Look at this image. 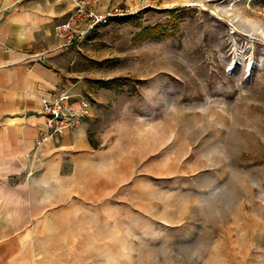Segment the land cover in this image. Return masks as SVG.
Instances as JSON below:
<instances>
[{
  "label": "rangeland",
  "instance_id": "1",
  "mask_svg": "<svg viewBox=\"0 0 264 264\" xmlns=\"http://www.w3.org/2000/svg\"><path fill=\"white\" fill-rule=\"evenodd\" d=\"M89 6L117 14L67 47L95 151L34 169L7 264H264V0Z\"/></svg>",
  "mask_w": 264,
  "mask_h": 264
},
{
  "label": "crops",
  "instance_id": "2",
  "mask_svg": "<svg viewBox=\"0 0 264 264\" xmlns=\"http://www.w3.org/2000/svg\"><path fill=\"white\" fill-rule=\"evenodd\" d=\"M72 9L73 0H0V264L9 259L1 247L26 226L19 195L38 176L34 169L54 166L50 174H58L65 162L95 151L91 119L38 146L47 132L45 103L62 88L78 93L82 84L57 35Z\"/></svg>",
  "mask_w": 264,
  "mask_h": 264
},
{
  "label": "built area",
  "instance_id": "3",
  "mask_svg": "<svg viewBox=\"0 0 264 264\" xmlns=\"http://www.w3.org/2000/svg\"><path fill=\"white\" fill-rule=\"evenodd\" d=\"M97 1L73 0L75 11L71 13L68 20L57 31L63 47H68L78 40H83L91 31L103 26L111 17L117 15L112 11L98 13L92 8H88L89 5H93ZM89 115L90 106L86 101H75L66 88L58 90L45 103L44 116L47 132L38 141V146L78 127Z\"/></svg>",
  "mask_w": 264,
  "mask_h": 264
}]
</instances>
